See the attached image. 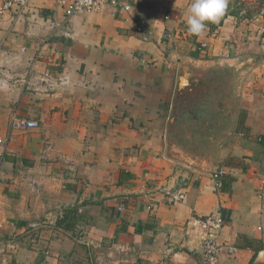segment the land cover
I'll return each instance as SVG.
<instances>
[{
	"label": "crops",
	"instance_id": "crops-1",
	"mask_svg": "<svg viewBox=\"0 0 264 264\" xmlns=\"http://www.w3.org/2000/svg\"><path fill=\"white\" fill-rule=\"evenodd\" d=\"M116 1L0 13V78L15 82L0 86V264H203L187 222L212 214L217 264H264V0H229L198 36L192 0ZM215 69L234 87L198 118L186 103Z\"/></svg>",
	"mask_w": 264,
	"mask_h": 264
},
{
	"label": "built area",
	"instance_id": "built-area-1",
	"mask_svg": "<svg viewBox=\"0 0 264 264\" xmlns=\"http://www.w3.org/2000/svg\"><path fill=\"white\" fill-rule=\"evenodd\" d=\"M30 0H6L1 8L0 13L12 12L16 9L24 10ZM59 4L63 5L65 12L68 17H72L76 14H92L101 12L109 3L116 5V0H57ZM125 10H130L127 6ZM261 18L264 22V11L260 13ZM169 19V17H166ZM140 31L146 40H149L151 32L146 27V22L142 21ZM262 34H264V25L261 28ZM204 47H207L204 45ZM51 74L49 71L43 74L42 80L46 83H50ZM15 82H9L0 78V86L14 85ZM39 124L33 120H22L13 117L10 123V130L20 129V128H38ZM0 145L5 148L7 144L0 138ZM225 175L224 170H219L213 174V180H215V186L217 190H221L223 183L222 178ZM262 187L264 190V180L262 181ZM260 198L264 199V193H261ZM186 195L183 192H169L167 194V200L171 204H178L184 202ZM121 211L124 207L119 208ZM262 213H264V207L262 208ZM187 227L192 229L196 235L200 238L203 247V264H217L219 261V255L221 251L218 238L223 230L224 223L222 219L214 214L208 215L204 218L193 217L187 222Z\"/></svg>",
	"mask_w": 264,
	"mask_h": 264
},
{
	"label": "rangeland",
	"instance_id": "rangeland-1",
	"mask_svg": "<svg viewBox=\"0 0 264 264\" xmlns=\"http://www.w3.org/2000/svg\"><path fill=\"white\" fill-rule=\"evenodd\" d=\"M204 82L193 90L195 92L189 101L186 103L189 106L196 107L199 112L198 118L212 117L214 118L215 112L212 111L221 99H225L228 92H232L234 87V75L229 70L215 69L204 75ZM225 96V97H224ZM186 118V116H185ZM177 129L181 130L184 118H179Z\"/></svg>",
	"mask_w": 264,
	"mask_h": 264
},
{
	"label": "clouds",
	"instance_id": "clouds-1",
	"mask_svg": "<svg viewBox=\"0 0 264 264\" xmlns=\"http://www.w3.org/2000/svg\"><path fill=\"white\" fill-rule=\"evenodd\" d=\"M229 0H192L188 9L187 31L192 35H201L208 26L224 16Z\"/></svg>",
	"mask_w": 264,
	"mask_h": 264
},
{
	"label": "trees",
	"instance_id": "trees-1",
	"mask_svg": "<svg viewBox=\"0 0 264 264\" xmlns=\"http://www.w3.org/2000/svg\"><path fill=\"white\" fill-rule=\"evenodd\" d=\"M63 219H67V217L65 218V216H64V218ZM60 225H62V223L60 222Z\"/></svg>",
	"mask_w": 264,
	"mask_h": 264
}]
</instances>
